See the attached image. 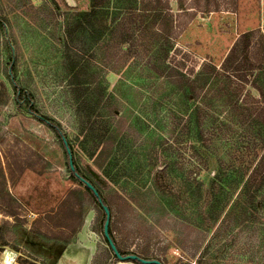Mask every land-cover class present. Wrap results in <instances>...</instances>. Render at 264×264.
Instances as JSON below:
<instances>
[{
    "label": "rangeland",
    "instance_id": "obj_1",
    "mask_svg": "<svg viewBox=\"0 0 264 264\" xmlns=\"http://www.w3.org/2000/svg\"><path fill=\"white\" fill-rule=\"evenodd\" d=\"M130 1H135L137 7L143 1L156 3L172 14L176 24L174 48L167 58L170 65L187 73L192 69L193 74L202 71L205 75L209 72L208 66H214L220 75L229 76L238 102L264 123V69L246 61L240 47L235 50L237 60H228L241 34L255 29L264 31V0H182V7L177 0ZM88 6L89 0H0V21L4 23V29L0 28V264H6V258H10L12 264H54L79 227L84 235L89 234L88 221L84 226L82 221L80 226L75 217H69L67 213L75 203H79L76 191H82L83 187L71 178L62 146L34 115L14 103L6 74L9 54L16 61V81L34 93L41 114L60 123L77 151L76 161L102 191L110 206L109 224L119 247L139 258L156 259L163 264L193 263L206 236L188 226L184 230L180 227L175 230L167 228L174 227L173 219L163 217V213L154 208L162 184L169 179H155L154 174H146L144 167L141 172H136L134 168L133 181L124 183L120 180L118 183L131 193L129 197L118 184L114 185L103 177L101 170L79 150L78 141L74 139L77 124L61 62L63 28L69 15L85 11ZM116 64H98L95 70L107 93L113 97L109 111H116V120L123 115L129 124L124 131L130 133L131 148L141 155L142 162L139 164L147 163V159L161 164V149L159 154L154 153L156 136L173 145L175 150L170 157H178L185 164L190 161L187 167L197 164L190 147L186 149L187 142L180 139L176 142L181 125L173 130L175 117L182 116L181 123L186 117V106L180 94L171 95L172 88L165 78L148 76L138 65H127L113 71ZM225 79L221 77L220 83ZM254 85L260 88V93ZM136 91L143 96L142 104L138 106L141 112L129 105V101L139 97ZM137 114L148 128L143 124H133ZM216 114L218 119H212L215 125L222 120L234 126L226 140H222L220 152H231L236 148L244 150L247 139L241 133L239 123L227 110L217 111ZM210 120L207 119L205 128L211 127ZM128 126L130 130H126ZM156 157L162 158L157 160ZM135 166L138 167V163ZM150 167L148 170L155 172ZM154 180H157L156 184ZM135 186L141 193L136 192V197H132ZM177 187V190L182 187L179 180ZM79 199L87 201L84 195ZM80 211L89 219L92 216V227L97 221V214L100 217L101 223L96 224L98 232L91 235L98 242L94 264H115L102 233L103 210L91 203ZM150 214L154 216L150 217ZM152 221H162L167 229ZM224 237L228 243L231 238L233 240L228 233ZM245 238L243 230L219 261L223 258L227 260L226 264H244L246 260L251 264H261L260 255L249 259L254 244L258 242ZM219 241L217 246L224 242L223 234ZM181 242L186 245L185 248L178 246ZM245 250L247 252L243 255ZM191 251L196 253L194 258Z\"/></svg>",
    "mask_w": 264,
    "mask_h": 264
},
{
    "label": "trees",
    "instance_id": "obj_2",
    "mask_svg": "<svg viewBox=\"0 0 264 264\" xmlns=\"http://www.w3.org/2000/svg\"><path fill=\"white\" fill-rule=\"evenodd\" d=\"M177 2L182 7V0ZM175 24L168 9L165 10L159 4L149 1H143L137 7V3L135 1L132 3L130 0H89V6L85 11L68 16L63 28L61 62L71 92L77 124L74 139L78 141L79 150L92 160L101 170L103 177L114 185L120 180L124 183L133 181V169L136 168V172H141L143 167L146 174L150 176L154 174L155 179L165 177L169 179L162 184L154 208L158 209L159 213L162 212L163 217L173 219L174 227L167 226V228L175 230L180 227L184 230V227L188 226L200 231L202 236L203 234L206 236L203 237L204 243L197 257H195L196 253L190 252L192 257H195L193 263L187 261L184 264H226L227 260L221 258L219 261V257L226 254V249L242 235L243 230L246 235L245 240L255 239V242H258L254 244L249 259L253 260L255 256L260 255L261 264H264V244H262L264 242V123L255 117L248 107L238 102L229 76L220 75L214 66H208L209 72L206 75L202 71L193 74L192 69L187 73L182 68L167 62L174 48ZM0 28L4 29L2 21ZM238 47L245 53L243 56L246 61H251L264 69V31L255 29L241 34L233 45L228 60H237L238 53L235 50ZM9 58V69L6 74L15 105L34 115L54 134L63 148L71 178L83 187L82 191H76L79 203H75L71 211L67 210L69 217H75L74 220L79 225L85 217V213L80 211L81 208L91 203L100 208L106 205L110 211V206L100 188L83 172L76 161L77 151L63 132L60 123L52 117L41 114L35 103L34 93L16 81V61L11 54ZM108 62L117 63L113 71L126 68L127 65H138L148 76L165 78L172 88L171 95L180 94L186 106V117L184 116L185 119L181 123L183 117L177 115L173 130L181 125L176 142H180L178 139L187 142L189 146L186 144V149L190 147L192 157L197 164L187 167L190 166V161H186L185 164L184 161H179L178 157H170L175 149L160 136H156L154 153L159 154L158 151L161 149L160 152L163 153L161 164L148 159L147 163L139 164L142 162L141 155H137V150L131 148L130 133L124 131L129 124L125 122L123 115L116 120V111H109L113 97L107 93L106 86L102 85L103 81L95 70L98 64L106 65ZM221 77L226 78L222 84L219 81ZM254 86L260 93V88ZM136 93L139 97L136 96L135 100L129 101V105L135 106V110H138L143 96L139 91ZM139 110L138 112H141ZM221 110H227L239 123L241 133L247 139L244 150L236 148L231 152H220L222 140H226L234 129L232 124L224 123L222 120L217 125L212 121L218 119L216 113ZM138 115L134 117L133 124H143L147 127L145 121ZM207 119H211L210 128H205ZM130 129L131 127L128 126L126 130ZM70 156L73 170L69 166ZM135 163L139 166H135ZM149 166H152L155 172H150ZM178 180L182 185L179 190H177ZM85 181L95 188L98 196L85 185ZM156 181L154 180L155 184ZM118 186L121 191L128 193L126 187H121L120 184ZM133 188L132 197H136L135 193L141 191L137 186ZM69 195L71 194L69 193L68 197ZM81 195L87 197L85 200L88 203L79 199ZM128 196H131L130 192ZM139 209L142 210L141 207ZM146 212L150 213L148 209ZM105 217L103 213L102 227ZM159 222L156 221L155 224L167 229L162 221ZM108 231L115 244L110 226ZM226 233L233 237L229 243L224 237ZM222 234L224 242L217 246L220 244ZM105 242L107 244L106 239ZM178 246L186 247L182 242ZM117 250L123 256L133 254V252L124 253L118 248ZM246 252L247 250L243 255ZM112 255L116 259L113 252ZM130 262L140 264L136 260ZM244 264L251 262L246 260Z\"/></svg>",
    "mask_w": 264,
    "mask_h": 264
},
{
    "label": "crops",
    "instance_id": "obj_3",
    "mask_svg": "<svg viewBox=\"0 0 264 264\" xmlns=\"http://www.w3.org/2000/svg\"><path fill=\"white\" fill-rule=\"evenodd\" d=\"M92 215H93V213H92ZM91 218H92V216H91ZM91 218L89 219L88 215H87V217L83 218V220H82L83 226L85 225V223L87 221L89 222L88 223L89 225L87 228L89 231V234L84 235L85 233H83V231L80 232V227H79L75 236H73V238L70 241L66 242L63 250L61 251L58 258L55 260L54 264H94L98 242H97V240L92 239L91 235H96V232H98L97 228H96L97 227L96 224L100 222V217L97 214V221L93 225V227L91 225ZM81 225L82 224H80V226ZM109 226H110L112 236L115 240V246L119 250L123 251L124 253H131L129 251L127 252L125 250H122L119 247L118 242H117L115 235H114V231L112 229V225L109 224ZM81 234H83V235H81ZM108 248H109V246H108ZM108 250H110V252H111L110 248ZM110 257L114 259L115 262H113V263H115V264H132V262H130V261H119L117 258L115 259L113 257V255H111ZM110 257H109V260H110Z\"/></svg>",
    "mask_w": 264,
    "mask_h": 264
},
{
    "label": "water",
    "instance_id": "obj_4",
    "mask_svg": "<svg viewBox=\"0 0 264 264\" xmlns=\"http://www.w3.org/2000/svg\"><path fill=\"white\" fill-rule=\"evenodd\" d=\"M68 153H69V150H68ZM69 166H70V169L73 170V163H72L71 156L69 157ZM150 169H152V166L150 167ZM85 185L88 188H90L96 196H98L97 191L95 190V188L89 182L85 181ZM101 208L103 210V213L106 216L104 224H103V227H102L103 236L106 239L109 248L111 249V251L114 253L115 257L119 261H133V260H136L140 264H162L159 260H156V259L146 260V259L139 258L136 255H132V254L124 255V256L121 255L119 253V251L117 250L115 244L113 243V241H112V239H111V237L109 235V231L108 230H109V221H110V211H109V209H108V207L106 205H102Z\"/></svg>",
    "mask_w": 264,
    "mask_h": 264
},
{
    "label": "bare ground",
    "instance_id": "obj_5",
    "mask_svg": "<svg viewBox=\"0 0 264 264\" xmlns=\"http://www.w3.org/2000/svg\"><path fill=\"white\" fill-rule=\"evenodd\" d=\"M10 254V253H9ZM6 256V255H5ZM66 256V255H65ZM6 264H12V260L10 258H6L5 261Z\"/></svg>",
    "mask_w": 264,
    "mask_h": 264
},
{
    "label": "flooded vegetation",
    "instance_id": "obj_6",
    "mask_svg": "<svg viewBox=\"0 0 264 264\" xmlns=\"http://www.w3.org/2000/svg\"><path fill=\"white\" fill-rule=\"evenodd\" d=\"M108 245V244H107ZM161 262V261H160ZM162 263V262H161Z\"/></svg>",
    "mask_w": 264,
    "mask_h": 264
}]
</instances>
